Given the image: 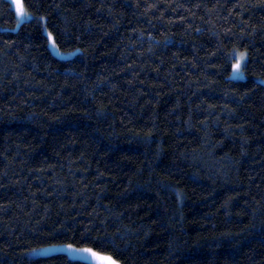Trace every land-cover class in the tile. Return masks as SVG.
I'll use <instances>...</instances> for the list:
<instances>
[{
  "label": "trees",
  "instance_id": "1",
  "mask_svg": "<svg viewBox=\"0 0 264 264\" xmlns=\"http://www.w3.org/2000/svg\"><path fill=\"white\" fill-rule=\"evenodd\" d=\"M21 1L17 26L0 0V264H264V0Z\"/></svg>",
  "mask_w": 264,
  "mask_h": 264
},
{
  "label": "snow or ice",
  "instance_id": "2",
  "mask_svg": "<svg viewBox=\"0 0 264 264\" xmlns=\"http://www.w3.org/2000/svg\"><path fill=\"white\" fill-rule=\"evenodd\" d=\"M16 2V0H14ZM11 7V5H10ZM26 13V10L23 5H20L17 3V15L18 16H24ZM47 40L48 42L52 43L53 45L56 44V39L51 31L47 32ZM246 56V52H238L237 53V59L236 63L233 65L234 68H240L241 61L244 60ZM87 239V233L81 234V243H83L84 240ZM50 248H57L58 245H49ZM66 249L69 251V253L81 260L91 259L94 261V264H120V261L115 259L110 253L101 252L95 250L93 247L84 246V247H76L75 244L69 243L66 246ZM29 251L37 252V249H31Z\"/></svg>",
  "mask_w": 264,
  "mask_h": 264
},
{
  "label": "rangeland",
  "instance_id": "3",
  "mask_svg": "<svg viewBox=\"0 0 264 264\" xmlns=\"http://www.w3.org/2000/svg\"><path fill=\"white\" fill-rule=\"evenodd\" d=\"M11 5H12V8L15 12V15H16V19H17V26L23 22V21H26L28 19H30L32 17V15L26 10V13L24 16H18L17 15V3L20 4V5H23L22 1L21 0H16V2H14V0H9ZM49 30L43 25V32L45 33V35L47 36V32ZM48 45H49V48L51 49V51L53 52L54 55H56L57 57H60V58H70V57H73V55L77 52V50H72V51H67V52H64V51H61L59 49L56 48L55 45H53L52 43L48 42ZM238 52H243V51H234L233 52V61H232V64H231V70H230V73H229V77L232 78V79H244L245 75H244V72H243V65L245 63V60H246V56L244 58V60L241 61V66L240 68H234L233 65L236 63V59L238 58L237 57V53ZM58 245L59 247L57 248H50L48 246H44V247H41V248H37V252H32L30 251V255L32 256H36V255H43V254H50V253H55V252H64L65 254H67L70 258H74V259H79L73 255H71L69 253V251L66 249V244H56ZM79 248V247H78ZM85 261L91 263V264H94V261H92L91 259H86Z\"/></svg>",
  "mask_w": 264,
  "mask_h": 264
}]
</instances>
